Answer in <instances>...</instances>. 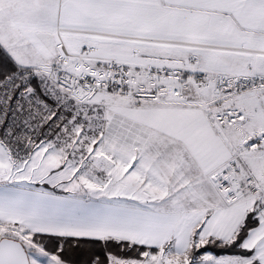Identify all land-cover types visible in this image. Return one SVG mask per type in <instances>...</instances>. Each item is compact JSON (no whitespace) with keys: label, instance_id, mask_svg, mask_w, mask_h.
<instances>
[{"label":"snow or ice","instance_id":"snow-or-ice-1","mask_svg":"<svg viewBox=\"0 0 264 264\" xmlns=\"http://www.w3.org/2000/svg\"><path fill=\"white\" fill-rule=\"evenodd\" d=\"M0 264H264V0H0Z\"/></svg>","mask_w":264,"mask_h":264}]
</instances>
